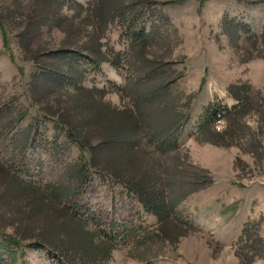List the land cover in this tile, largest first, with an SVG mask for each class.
<instances>
[{"label":"rangeland","instance_id":"obj_1","mask_svg":"<svg viewBox=\"0 0 264 264\" xmlns=\"http://www.w3.org/2000/svg\"><path fill=\"white\" fill-rule=\"evenodd\" d=\"M40 1L0 0V264H264V244L238 246L252 223L264 240V0H124L105 25L87 10L97 0H59L56 24L27 33ZM94 44L98 56L83 49ZM152 67L181 117L177 146L162 151L160 129L141 124L134 152L119 150L124 117L101 104L135 114L132 89ZM245 93L234 138L218 139L231 130L223 118L198 136L210 108ZM189 177L201 189L184 187ZM143 180L191 194L162 224L131 191ZM68 215L108 243V259L87 256Z\"/></svg>","mask_w":264,"mask_h":264},{"label":"trees","instance_id":"obj_2","mask_svg":"<svg viewBox=\"0 0 264 264\" xmlns=\"http://www.w3.org/2000/svg\"><path fill=\"white\" fill-rule=\"evenodd\" d=\"M96 7L93 9H87L88 13L92 16V18L98 19L100 24H109L110 18H112L113 15H116L117 12H120L123 10L124 0H97ZM61 2L59 0H41L39 2V6H37V9L32 13V15L29 17V22L27 24L28 28L27 33L32 29V27L36 28V31L39 32L41 27L44 25H54L56 24V20L53 21V14L54 9H52V6L54 3ZM112 15V16H111ZM26 32V30H25ZM263 38H264V31H263ZM63 45L67 47H72L73 45H76V42L74 40H69L63 42ZM96 47L92 46L89 47L85 45L83 47L84 51L93 52L91 55L94 56L96 54H100V49L98 48L97 44H94ZM139 57L142 59L145 58L144 53L147 50L148 47V41L147 38L141 40L139 42ZM138 48V47H137ZM136 51V47L133 48ZM98 53V54H97ZM141 55V56H140ZM102 56V55H101ZM103 57H101V61ZM146 64L151 65L146 62ZM149 68V70H146V78L143 80H140L138 83H136L132 89V96L134 98L135 102V114L134 111L125 109V111L118 112L115 109H113L108 104H101V112H104L108 115H121L124 118H121L123 120V124L121 127H119V132L123 136H125V141H123L122 144L119 143V150L121 148L125 149L126 151L134 152V148L136 147V143L130 142L134 137H136L141 124H144L148 128H150L153 131H156V129H160L159 131H156L151 138V143L157 144L159 149L162 151H166L167 149H174L177 146V138L173 134L174 129L180 125L181 117H178L175 113V107L174 104L169 96L168 92V86L166 82L162 79L161 72L158 71V69ZM238 101L241 105H237L233 109L228 108H210L209 113L207 117L200 123L198 127V136H213V134H217L216 131L210 132L215 122L219 120V118L227 119L228 122L231 123L230 131L227 133L223 132L218 135V139L227 142L229 138H234V135L241 131L243 128V125H241V115L243 112H241L242 107L244 108L246 103H248L250 97L245 93L244 97L237 96ZM166 113L168 117L163 119V122L160 121L159 125L156 122V114L160 115ZM158 132V133H157ZM116 139V135L112 137H107L104 139V147L101 148V163L103 162V153L105 151L106 145L108 144L107 141L113 142V140ZM115 142V141H114ZM113 142V143H114ZM226 144V143H225ZM228 145V144H226ZM124 152V151H123ZM97 155L93 159V166L96 165ZM3 170V169H1ZM177 172L178 169H176ZM6 174V173H5ZM116 178L119 177L118 173H112ZM7 175V174H6ZM8 176V175H7ZM192 177V176H191ZM187 178L186 181L183 180L184 187H187L188 189H201V179L195 178ZM143 179H146V177H143ZM19 181V179H17ZM146 180L141 181V183L138 184V187L135 188L133 186H129L131 188V191L136 192L135 194L139 196L140 201L143 203V206L151 213L156 215L160 222L168 223L171 220V216L176 210V208L180 205V203L188 197L190 193H188V190L185 194L182 195H176L175 189L181 186V182L176 180H172L168 184V190H170L169 195H166L165 191H156V188L154 187H148V184L144 183ZM22 183V182H20ZM148 183V182H147ZM23 185V183L21 184ZM187 185V186H185ZM25 189H30L31 187L23 185ZM32 190V189H30ZM57 196L55 197V200L63 201L65 199V196H63L64 192L63 190L56 191ZM193 192V191H192ZM69 216V215H68ZM69 220L72 221L73 225L81 228L83 230L82 233H84L88 237V243L85 245V249L88 251L87 256L91 259H97L99 258L101 260V257L108 259L110 257V252L108 243L106 241H101L99 234L97 232H92L87 229V226L77 219L74 215L69 216ZM164 230V229H163ZM162 234L169 233L168 231H161ZM35 237V236H34ZM172 238V237H170ZM109 244H111V241H107ZM251 244H253V247L256 246V244H260L263 246L264 240L260 236V229L258 227V224H248L245 226L243 230L242 237L239 241L238 246H243V248L250 247Z\"/></svg>","mask_w":264,"mask_h":264}]
</instances>
